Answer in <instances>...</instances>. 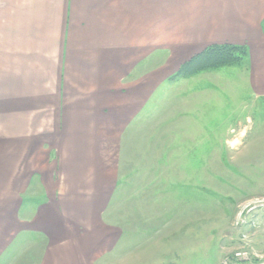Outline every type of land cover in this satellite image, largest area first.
<instances>
[{"label":"rangeland","instance_id":"rangeland-1","mask_svg":"<svg viewBox=\"0 0 264 264\" xmlns=\"http://www.w3.org/2000/svg\"><path fill=\"white\" fill-rule=\"evenodd\" d=\"M239 46L188 75L182 47L127 68L97 118L90 219L13 234L0 264H264V96Z\"/></svg>","mask_w":264,"mask_h":264},{"label":"crops","instance_id":"crops-1","mask_svg":"<svg viewBox=\"0 0 264 264\" xmlns=\"http://www.w3.org/2000/svg\"><path fill=\"white\" fill-rule=\"evenodd\" d=\"M244 42L264 96V0H0V248L90 219L97 118L127 68Z\"/></svg>","mask_w":264,"mask_h":264},{"label":"trees","instance_id":"trees-1","mask_svg":"<svg viewBox=\"0 0 264 264\" xmlns=\"http://www.w3.org/2000/svg\"><path fill=\"white\" fill-rule=\"evenodd\" d=\"M243 49V46L231 43L209 45L204 51L189 60L187 64L189 69L183 70V75H188V73L190 74L205 68L228 65L236 62V53L242 52Z\"/></svg>","mask_w":264,"mask_h":264},{"label":"built area","instance_id":"built-area-1","mask_svg":"<svg viewBox=\"0 0 264 264\" xmlns=\"http://www.w3.org/2000/svg\"><path fill=\"white\" fill-rule=\"evenodd\" d=\"M239 257H242V258H244V256H239Z\"/></svg>","mask_w":264,"mask_h":264}]
</instances>
